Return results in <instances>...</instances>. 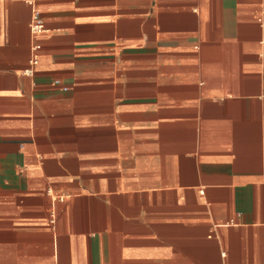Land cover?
Here are the masks:
<instances>
[{
	"label": "crops",
	"instance_id": "0c3cea01",
	"mask_svg": "<svg viewBox=\"0 0 264 264\" xmlns=\"http://www.w3.org/2000/svg\"><path fill=\"white\" fill-rule=\"evenodd\" d=\"M0 264H264V0H0Z\"/></svg>",
	"mask_w": 264,
	"mask_h": 264
},
{
	"label": "built area",
	"instance_id": "2783aa9c",
	"mask_svg": "<svg viewBox=\"0 0 264 264\" xmlns=\"http://www.w3.org/2000/svg\"><path fill=\"white\" fill-rule=\"evenodd\" d=\"M30 27H31V31L35 34H38V33H42L45 31V28H44V25L43 23L41 22V19L39 18V16L37 14H35L32 18V22L30 24ZM32 64H35L36 63V59L34 58L32 61H31ZM27 74H32L33 73V69L32 68H29L27 71H26Z\"/></svg>",
	"mask_w": 264,
	"mask_h": 264
}]
</instances>
